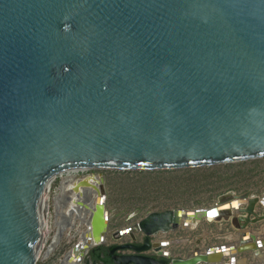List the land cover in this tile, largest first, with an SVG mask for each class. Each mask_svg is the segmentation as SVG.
Segmentation results:
<instances>
[{
	"label": "water",
	"instance_id": "water-1",
	"mask_svg": "<svg viewBox=\"0 0 264 264\" xmlns=\"http://www.w3.org/2000/svg\"><path fill=\"white\" fill-rule=\"evenodd\" d=\"M259 158L264 0H0V264H35L46 187L63 172ZM87 186L97 193L86 229L94 243L77 241L70 250L76 264L104 243L108 228L103 176L80 178L72 190ZM258 205L264 195L226 193L209 208L149 212L112 236L142 233L134 253L156 252L149 238L158 232L223 220L241 231L237 243L171 264H235L245 252L255 260L264 239L245 230L264 219Z\"/></svg>",
	"mask_w": 264,
	"mask_h": 264
},
{
	"label": "rangeland",
	"instance_id": "rangeland-1",
	"mask_svg": "<svg viewBox=\"0 0 264 264\" xmlns=\"http://www.w3.org/2000/svg\"><path fill=\"white\" fill-rule=\"evenodd\" d=\"M77 172H63L56 176L46 191L44 228L35 264H58L87 229L86 223L77 219V215L85 218L86 214L82 210L78 209V213L67 210L70 192L63 187L67 179L73 177L103 176L105 208L109 215L108 243L112 242L113 233L132 226L149 212L175 208H209L226 193L236 196L247 193L259 198L264 195V158L177 170L95 169ZM255 212L257 215H264V206L258 205ZM247 230L260 238L264 235V219L249 224ZM238 235V231L229 222L203 221L194 230L178 229L166 233L165 240H173V246L165 251L170 250L173 258H185L194 250L204 253L208 248L235 244L239 241ZM124 240L126 236L120 239ZM260 251L264 254V248ZM236 258L246 264L260 262L258 258L253 260L252 254L248 252L240 253ZM225 262L227 263L226 259Z\"/></svg>",
	"mask_w": 264,
	"mask_h": 264
},
{
	"label": "flooded vegetation",
	"instance_id": "flooded-vegetation-1",
	"mask_svg": "<svg viewBox=\"0 0 264 264\" xmlns=\"http://www.w3.org/2000/svg\"><path fill=\"white\" fill-rule=\"evenodd\" d=\"M80 178H83V177H73L71 179H68L70 181L72 180L70 185L74 186L75 182ZM70 185H68V186H70ZM69 189H71V186L69 187ZM81 190L88 191L89 189H83L82 188ZM92 192L96 193V191H92ZM70 193H75V192L73 190H70ZM85 197H86V201H90V198H91L90 195H87ZM80 201L84 202V200L82 201V199ZM73 203H75V202H73ZM73 203H71L73 206L71 205V207L69 209L73 210L75 208L76 210H78L79 209L78 202L75 205ZM89 217H90V215H87L86 219H88ZM86 227H87V224H86ZM87 229H88V227H87ZM123 236H126V240L120 241L121 237H123ZM123 236H121L120 238H114L112 236V239H113L112 242L108 243L107 242V234H106L104 243L100 246H97L95 248L88 250V252L79 261L78 264H123L118 259V257L130 256V255H134V254L136 256L139 255L141 257L153 258L157 261H162L165 258L166 262L163 264H171V262L173 261L172 252L170 250L165 251L169 247L173 246V240H165L166 233L158 232L157 234H155L149 238V244H151V245L156 244L159 247L158 251L155 252L153 250V248H150L149 250L144 251V252H140L138 254L134 253L133 248L142 247L144 240H145L144 235L142 233H136V234H134V238H132L128 234H125ZM162 244H165V245H162ZM125 245H128V246L131 245V247L127 248V249H121L120 248V247L125 246ZM229 245H231V244H229ZM229 245H226V246H229ZM164 252L167 253V257H164L162 255V253H164ZM159 253H161V255ZM68 254H70V252L67 253L66 255H68ZM65 256L59 261L58 264L62 263V260L65 259ZM68 260H71V259L68 258ZM241 262H243V261H241ZM241 262L237 261L238 264H240ZM227 263H228V261H227ZM261 263L262 262L260 261L259 263L254 262L252 264H261ZM69 264H76L75 259L72 258V261H70ZM241 264H246V263L243 262Z\"/></svg>",
	"mask_w": 264,
	"mask_h": 264
},
{
	"label": "bare ground",
	"instance_id": "bare-ground-1",
	"mask_svg": "<svg viewBox=\"0 0 264 264\" xmlns=\"http://www.w3.org/2000/svg\"><path fill=\"white\" fill-rule=\"evenodd\" d=\"M77 171H84V170L79 169V170H73L72 172H77ZM68 172H71V171H68ZM87 177H92V176H85L83 178H87ZM52 180L53 179H51V181L49 182L48 186L46 187V191L49 188L50 183L52 182ZM69 181L70 180L67 179L66 184H65V186L63 188L67 189L70 192V190H72V188H73V185H70L72 180L70 182ZM68 185L71 186V189H69L70 186H68ZM81 189H80V192L70 193V196L67 197V201H68L67 210L71 207V205H72L71 203L75 202V203H73L75 205L78 202L79 209L83 211V214H86L85 215V218H86L87 214H89L91 216V214H92V212H93V210L95 208V200H96V197H97V193L92 192V191H96L92 187H88V186L87 187H83V189H89L88 191H83ZM87 195L91 196L90 201H86V197L85 196H87ZM81 199H82V201L84 200V202H81L80 201ZM72 211L73 212H77V213L79 212L75 208ZM85 218L82 215H77V219L82 221V222H84V223H86L87 227L89 228L90 217L88 219H85ZM214 221H215L214 219H210V221H208V222H214ZM245 231H248V230L246 229ZM238 233L240 235L241 231H238ZM41 236H40V239H41ZM247 238L249 240L252 239L250 234H248ZM260 238L264 239V235H262ZM81 239H80V243H81V245L84 246V248H87L88 246H90V245H92L94 243L93 239H92V236L90 234V231L88 233L85 232ZM39 243H40V241H39ZM226 254L227 253H225V255ZM68 258L71 259V260H68ZM258 258L262 262L261 264H264V254L261 253ZM70 261H72V258H70V254H68V255L65 256V259L62 260L61 264H69ZM241 263H243V262H241ZM235 264H238V263L236 262Z\"/></svg>",
	"mask_w": 264,
	"mask_h": 264
},
{
	"label": "built area",
	"instance_id": "built-area-1",
	"mask_svg": "<svg viewBox=\"0 0 264 264\" xmlns=\"http://www.w3.org/2000/svg\"><path fill=\"white\" fill-rule=\"evenodd\" d=\"M76 173H78V172H76ZM70 174H71V173H70ZM70 174H69V175H70ZM72 174H73V173H72ZM67 176H68V175H67ZM55 178H56V177H55ZM65 178H66V177H65Z\"/></svg>",
	"mask_w": 264,
	"mask_h": 264
},
{
	"label": "snow or ice",
	"instance_id": "snow-or-ice-1",
	"mask_svg": "<svg viewBox=\"0 0 264 264\" xmlns=\"http://www.w3.org/2000/svg\"><path fill=\"white\" fill-rule=\"evenodd\" d=\"M246 239H247V237H246Z\"/></svg>",
	"mask_w": 264,
	"mask_h": 264
}]
</instances>
